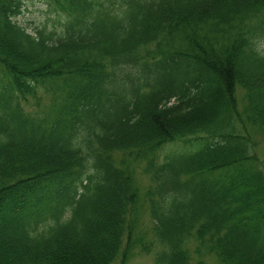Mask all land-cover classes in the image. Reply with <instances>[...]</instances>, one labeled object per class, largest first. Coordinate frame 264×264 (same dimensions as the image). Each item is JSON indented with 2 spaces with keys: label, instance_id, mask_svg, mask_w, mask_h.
Listing matches in <instances>:
<instances>
[{
  "label": "trees",
  "instance_id": "16d2710c",
  "mask_svg": "<svg viewBox=\"0 0 264 264\" xmlns=\"http://www.w3.org/2000/svg\"><path fill=\"white\" fill-rule=\"evenodd\" d=\"M42 1L0 0V264L150 253L140 166L153 264H264V0Z\"/></svg>",
  "mask_w": 264,
  "mask_h": 264
},
{
  "label": "rangeland",
  "instance_id": "374dc122",
  "mask_svg": "<svg viewBox=\"0 0 264 264\" xmlns=\"http://www.w3.org/2000/svg\"><path fill=\"white\" fill-rule=\"evenodd\" d=\"M23 12L18 17V22L28 29L29 32L34 33L37 29L44 26V24L51 25L56 20L54 13L47 11L42 0H23ZM51 27V26H50ZM238 100L242 108L244 100V92L241 90L238 93ZM48 100L47 96L42 99V105L46 104ZM36 109V108H34ZM257 139L261 141V136L256 135ZM174 148V147H170ZM261 149V146L259 147ZM166 149L165 151H169ZM148 177L143 174L142 167L136 168V184L140 191V203L137 210V224L135 227V238H143L144 242L152 243L150 253H145L141 243L137 242L130 250L127 258H123L122 255L117 258L113 264H153L156 252L159 250V246L154 239L153 235V222L149 214V206L145 198L146 191L149 185ZM130 218V217H129ZM126 241L124 242V247ZM199 246L198 241L195 238H191L187 248L190 250L191 264H197L199 261H203L207 264H222L219 258L211 252H203L201 255L196 254V249Z\"/></svg>",
  "mask_w": 264,
  "mask_h": 264
}]
</instances>
